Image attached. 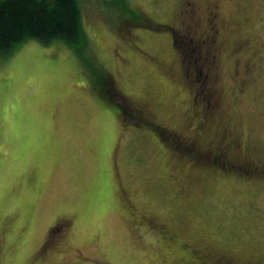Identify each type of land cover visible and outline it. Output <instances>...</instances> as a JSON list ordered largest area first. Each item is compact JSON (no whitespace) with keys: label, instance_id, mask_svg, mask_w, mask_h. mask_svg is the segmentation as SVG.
I'll list each match as a JSON object with an SVG mask.
<instances>
[{"label":"rangeland","instance_id":"rangeland-1","mask_svg":"<svg viewBox=\"0 0 264 264\" xmlns=\"http://www.w3.org/2000/svg\"><path fill=\"white\" fill-rule=\"evenodd\" d=\"M78 2L77 46L0 52V264L264 263V0Z\"/></svg>","mask_w":264,"mask_h":264},{"label":"trees","instance_id":"trees-1","mask_svg":"<svg viewBox=\"0 0 264 264\" xmlns=\"http://www.w3.org/2000/svg\"><path fill=\"white\" fill-rule=\"evenodd\" d=\"M139 14L147 20V24L152 23L145 13L139 12ZM84 37L78 0H0V52L2 53H8L15 45L30 39L41 43L60 39L68 46L75 47L84 40ZM175 43L174 40V47H176ZM204 44L211 49L205 48L212 53L210 60L215 66L214 45L211 41H206ZM206 76L207 74L204 75ZM218 131L223 137L225 134V137L228 135L231 137L233 133L225 127ZM236 137L239 139L238 135ZM245 154L248 156L247 152ZM220 158V163L228 167L225 158L223 156ZM257 164L264 165V162H255V165ZM243 166L248 167L249 170L248 164L245 163Z\"/></svg>","mask_w":264,"mask_h":264},{"label":"flooded vegetation","instance_id":"flooded-vegetation-1","mask_svg":"<svg viewBox=\"0 0 264 264\" xmlns=\"http://www.w3.org/2000/svg\"><path fill=\"white\" fill-rule=\"evenodd\" d=\"M186 4H183V3H181V2H179V6H178V15H181L182 13H185V10L187 9V8H185L184 6H185ZM184 8V10L182 11V9ZM214 8H216V5L214 4ZM207 9H209V11H207ZM187 11H188V9H187ZM204 11L206 12L207 11V13L210 15L208 18H207V29L204 31V38L202 39V41L203 42H206V41H211V43H212V45L214 44V42H216V40H215V38H216V36H217V34H216V29H215V27H214V24H215V22H214V20H212L213 19V10H211L210 9V6H209V4H206L205 5V9H204ZM212 17V18H211ZM176 28L174 27V29L173 30H175ZM174 40H175V38H174V35H173V41H172V43H174ZM139 111H144L145 112V110L146 109H144L143 107H141V105H139V106H137L136 107ZM207 130H208V128H206ZM172 133H174L175 135L177 134L176 132H175V130H173L172 129ZM220 133L221 132H219V131H216V132H214V135H213V138L211 139V140H209L208 142L210 143H212V145H214V147H216V148H223L224 149V151H226L227 153H230V154H232L233 152H237V151H239L240 149H242V150H245L247 153H248V156L250 155V153H251V148H248L246 145H241V143H239V139L235 136V134H233L232 133V138L231 139H227L225 136H226V134H225V136L223 137V136H220ZM221 146V147H220ZM247 162V161H246ZM248 162H250V161H248ZM257 163V162H256ZM183 190H179V192H182ZM154 220H155V217H152ZM57 224V222H55V224L53 225V227L55 226ZM153 224V226H157V228L159 229V231L163 234V233H165V235H167L168 237H172V234H173V232L170 230V229H168V227L166 226L165 227V224H163V223H157V225L156 224H154V222L152 223ZM58 225H60V224H58ZM58 228V227H57ZM175 232V231H174ZM176 233V232H175ZM175 235V234H174ZM54 236V234L52 235V237ZM54 238V237H53ZM52 238V239H53ZM43 245L45 246L46 245V242L44 241L43 243H42V247H43ZM183 245L184 244H182V247H183ZM42 247H40V249L42 248ZM190 250L189 251H187L188 252V256L185 258V259H183L182 257H179L180 259H175L176 260V264H204V263H202L201 261H200V257L198 256V253L200 254H202V255H204L205 254V252L204 251H207L208 249L207 248H205L204 249V251L203 250H199V249H196V248H191V246H190V248H189ZM207 254V253H206ZM217 255V256H216ZM211 256V261H212V263L214 262V261H217L218 260V262L217 263H219V262H222L223 261V263H230L231 261H233V259L232 258H228L225 254H224V252H222V251H220V252H216V254H212V255H210ZM212 263H206V264H212ZM234 263H236V264H264L263 262H238V261H234Z\"/></svg>","mask_w":264,"mask_h":264}]
</instances>
